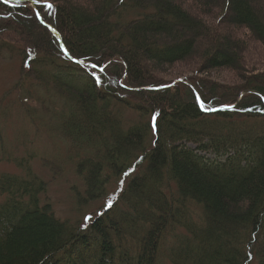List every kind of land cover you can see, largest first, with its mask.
Instances as JSON below:
<instances>
[{"label":"trees","instance_id":"obj_1","mask_svg":"<svg viewBox=\"0 0 264 264\" xmlns=\"http://www.w3.org/2000/svg\"><path fill=\"white\" fill-rule=\"evenodd\" d=\"M182 1L0 0V55L20 62L2 100H17L30 125L60 142L81 183L70 187L73 206L115 187L80 232L53 215L30 157L15 155L27 136L6 149L0 128V162L20 171L0 174V264H156L172 233L180 245L162 254L166 264H264V74L234 91L157 83L154 70L189 59L205 37L209 69L240 62V41ZM220 2L221 25L264 46V0ZM41 160L52 180L51 165L63 171Z\"/></svg>","mask_w":264,"mask_h":264},{"label":"rangeland","instance_id":"obj_2","mask_svg":"<svg viewBox=\"0 0 264 264\" xmlns=\"http://www.w3.org/2000/svg\"><path fill=\"white\" fill-rule=\"evenodd\" d=\"M81 3L87 2V0H78ZM202 3L196 4L195 2H191L189 0L182 1L184 7L197 18L198 15L203 23L208 27L209 25H216L219 29L218 32L226 33L230 32L233 37L240 41L241 50L239 51L240 62L234 66V68L222 67L216 69H209L205 63L200 58V49L204 48V43L209 40L207 37L197 40V50L192 57L186 59L182 62L175 63L171 66H166L159 70H154L156 81L159 84L168 83L170 85L173 84H181L187 85L189 88H193V85L198 88V81L204 80L209 84H216L222 86L224 89L233 90L245 84L249 78H256L264 74V46L259 41H256L245 28H236L233 29L230 26L221 25V17L219 14L220 9L219 5L222 3L218 0L215 3H210L208 6H204ZM29 5H32L29 1ZM261 7L264 8V3H261ZM14 37V36H13ZM19 61L9 59L6 55H0V99L4 106L0 109L3 115H0V128L4 130V137L6 140V149L12 150L11 141L18 144L20 138H28L26 141H22L25 147V151L18 149V153L15 154L18 157L25 158L26 155L30 157V165L31 170L40 175L45 180H48L47 192L44 196V201H46L49 205H51L50 209L53 215L59 220H65L66 222L74 224L78 227V230L82 232V230L89 226L90 220L95 218L96 215L100 214L105 210L107 205L112 201L114 197V188H109L105 190V195L99 200L91 201L87 205L84 206H73L74 200L72 202L71 198V188L77 189L81 187V183L78 179L70 172L67 166V162L65 163L64 158L62 157L60 142L56 140L57 146L54 145L56 143L54 140L50 139L45 132V130L38 125L36 122H33V125H30L28 120L25 119L23 114H21L20 107L17 103V100L13 98L10 99L9 102L2 100L3 98H9L11 95H6V93L12 87V84L15 82L18 76V68ZM84 69V68H83ZM87 71V70H86ZM88 72V71H87ZM96 77V78H95ZM94 78L97 79V75H94ZM191 88V89H192ZM230 90V91H231ZM234 91V90H233ZM243 92L242 94H245ZM6 102V104L4 103ZM22 102H26L22 100ZM57 102L54 100V103ZM1 106V105H0ZM47 106V105H45ZM52 107V106H51ZM28 109H33L34 112L43 114L42 110L47 112L46 109L40 105H36L33 102L28 104ZM6 109V111H4ZM52 109H59V105ZM19 110V111H18ZM124 112H122V115ZM128 118V117H127ZM32 122V121H30ZM35 123V124H34ZM47 124V123H46ZM54 123H52L53 125ZM34 126V127H33ZM46 127V125L44 124ZM33 128L35 130L33 131ZM53 129L51 128V131ZM36 131V132H35ZM59 145V146H58ZM8 152L11 154L12 151L5 150V153ZM34 155V158L31 156ZM32 157V159H31ZM41 159H46L47 162L49 160L60 161L63 166V171L57 165H51L54 172L58 171L59 175L52 178V172L49 168H45L43 166L44 162ZM59 163V162H58ZM20 173L19 170L16 169V166H12L7 164L6 162H0V174L1 173ZM113 184V183H110ZM86 217L90 219H86ZM180 235H185L179 232H176ZM173 234V233H172ZM170 235L171 239H166L160 242V246L163 243L167 242V244L161 247L159 246L160 252H157L156 256V264H166V257L162 254L168 256L167 251L175 246L174 249H178L180 243L174 240V236L178 235ZM169 235V234H168ZM173 249V250H174ZM81 252V251H80ZM166 252V253H165ZM171 252V250H170Z\"/></svg>","mask_w":264,"mask_h":264},{"label":"snow or ice","instance_id":"obj_3","mask_svg":"<svg viewBox=\"0 0 264 264\" xmlns=\"http://www.w3.org/2000/svg\"><path fill=\"white\" fill-rule=\"evenodd\" d=\"M5 2H7V0H5ZM39 2H40V0H32V3H34V4L39 3ZM44 7L51 9L53 7V5L51 3H47L44 5ZM36 15H37V17H39V13H36ZM65 54H68L66 50H65ZM93 67H95V65H93ZM101 71H103V69ZM197 100L200 101V98L197 97ZM200 103H201V107L203 108V102L201 101ZM153 119H155V117H153ZM126 175H127V173H126ZM109 206H111V205L109 204ZM86 219H90V218L86 217Z\"/></svg>","mask_w":264,"mask_h":264},{"label":"water","instance_id":"obj_4","mask_svg":"<svg viewBox=\"0 0 264 264\" xmlns=\"http://www.w3.org/2000/svg\"><path fill=\"white\" fill-rule=\"evenodd\" d=\"M48 28H49L50 30H52L54 33H56L55 30H54L52 27H49V26H48ZM56 37H57L59 43H61L60 38H59V36H58L57 33H56ZM61 47H62V45H61ZM62 48H63V47H62Z\"/></svg>","mask_w":264,"mask_h":264}]
</instances>
